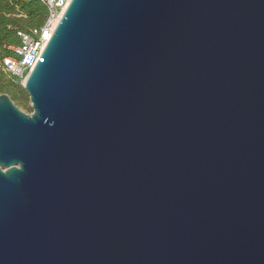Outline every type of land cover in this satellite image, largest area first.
<instances>
[{"label":"water","instance_id":"water-1","mask_svg":"<svg viewBox=\"0 0 264 264\" xmlns=\"http://www.w3.org/2000/svg\"><path fill=\"white\" fill-rule=\"evenodd\" d=\"M0 94V264H264V0H71Z\"/></svg>","mask_w":264,"mask_h":264},{"label":"trees","instance_id":"trees-1","mask_svg":"<svg viewBox=\"0 0 264 264\" xmlns=\"http://www.w3.org/2000/svg\"><path fill=\"white\" fill-rule=\"evenodd\" d=\"M47 17L48 7L40 0H0V61L17 57L12 47L23 44L21 34L34 36ZM0 94H8L18 107L29 109L30 99L22 80L4 69H0Z\"/></svg>","mask_w":264,"mask_h":264},{"label":"built area","instance_id":"built-area-1","mask_svg":"<svg viewBox=\"0 0 264 264\" xmlns=\"http://www.w3.org/2000/svg\"><path fill=\"white\" fill-rule=\"evenodd\" d=\"M40 1L48 7L46 24L40 31L35 30L34 36L21 34L23 44L12 47L17 57H5L0 61V69L9 71L19 77L22 84L38 63L47 42L71 0Z\"/></svg>","mask_w":264,"mask_h":264},{"label":"rangeland","instance_id":"rangeland-1","mask_svg":"<svg viewBox=\"0 0 264 264\" xmlns=\"http://www.w3.org/2000/svg\"><path fill=\"white\" fill-rule=\"evenodd\" d=\"M28 108H29V109H32L30 100H29V103H28ZM21 109H22V108H21ZM29 109H22V110H24V111L27 112V113H31V111H29Z\"/></svg>","mask_w":264,"mask_h":264}]
</instances>
